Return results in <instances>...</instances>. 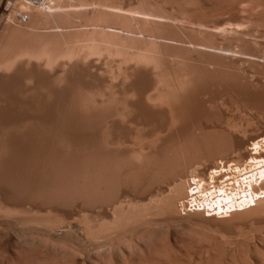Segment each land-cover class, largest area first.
<instances>
[{"label":"bare ground","instance_id":"obj_1","mask_svg":"<svg viewBox=\"0 0 264 264\" xmlns=\"http://www.w3.org/2000/svg\"><path fill=\"white\" fill-rule=\"evenodd\" d=\"M92 54L151 67L110 83ZM247 107L264 117V0H0V264H199L162 236L189 218L252 228L201 264H264Z\"/></svg>","mask_w":264,"mask_h":264},{"label":"rangeland","instance_id":"obj_2","mask_svg":"<svg viewBox=\"0 0 264 264\" xmlns=\"http://www.w3.org/2000/svg\"><path fill=\"white\" fill-rule=\"evenodd\" d=\"M167 6H170V5L168 4ZM171 7H172V5L170 6V8L169 7H167V8L169 10L173 9L174 11H176V13H178L176 7H175V9H174V6H173V8H171ZM224 13H225V11L215 12V13L212 14V19H214V20H215V18L226 19L227 18L226 17L227 14H224ZM180 18H181V16H179L178 20H181ZM232 58H234V57H232ZM101 59H103L102 56H100L98 54H92V55H89L88 57H86L85 59H82L81 61L84 62V63H86L87 61H93V63L95 65H101L102 69L100 71H98L97 74L99 75V77L107 79L110 83L119 82V81H121V82H126L127 81L121 75L120 68L129 67V66L147 67V68L151 67L150 65H148L147 63H145L143 61H137V60L130 59V58H123V57H120V56H110L109 58L106 57V59L108 61H117L116 69L118 70L119 75L113 76L109 72V65L107 63L106 64L105 63L101 64V62H100ZM239 63H240V65H239ZM239 63H237V66H236L237 69L240 70V71H243V70L247 69L248 75L246 77V80L251 81L255 77L254 71L248 69V66H247L246 63H244V62H239ZM240 66H242V67L240 68ZM45 68L47 70L51 69L50 66H46ZM93 71H95V70H93ZM107 91H109L108 88H107ZM194 96H195V98L192 101V105L193 106L197 103V101H195V99L198 98V97L201 98L205 102L207 101V96L204 95V91L203 92L198 91ZM127 99H135V96L128 95ZM221 99H222V97L219 96V98L215 101V105H217L218 108H219V105H221L220 108L222 110L227 107L228 110L230 108V110L233 111V112H229V114H233V113L237 114L238 110H235V106H227V105L222 106L224 104H222L223 100H221ZM146 101L150 105H156V104L161 103L159 100L151 99L149 97L146 98ZM219 101L220 102L222 101L221 104H220ZM218 102H219V104H218ZM207 106H209V104H207ZM227 108L224 109V110H227ZM251 109L253 111H251ZM248 112H249V114H248ZM241 114H242L241 116H243L242 117L243 120L245 119V121L248 124H250L251 122L253 123L254 121H255L254 122L255 124L253 123L254 126L252 124H250V125H252L251 130H249L250 126H249L248 129L245 130L246 127H244V126H247L248 124L245 121H243L244 123L242 122L243 123L242 128H244V130L246 132L244 130H242L245 133L236 132L237 135L239 133L240 137H244V134L246 135L247 132L257 131V130H261V129L264 130V126L260 125L262 120L264 122V117H262L261 115H258L256 113V110H254L252 107H247L246 110H245V113L243 112ZM257 115L259 116V118L257 117ZM244 116L245 117L246 116L249 117V118H247V120L249 119L248 120L249 122L246 120V118ZM115 118L123 120V118H121L120 116H115ZM261 118H262V120H261ZM245 124H247V125H245ZM232 221L228 222V223H224V224H217V223H213V222H203V221H201V220H199L197 218H191V219L189 218L187 220L186 219L185 220H181L178 223L174 222L175 224H173V222H171L170 224H167L166 225L167 227L166 226L163 227L164 230L166 228L167 229H166V231H164V230L162 231V236L165 237V235L168 234L169 237L172 238V240H174L175 242L178 243V246L181 245L180 243H182V241H183V243H182L183 245H194V246H196L197 248H195L193 251L192 250L191 251L187 250L186 258H188V260H192V262H195V263L198 262L199 264H201V261L204 262V261H206V259H208V258H210L212 256V251H220L221 248L226 246L227 243H228V240L230 241L233 237H235L237 235L244 234V233H248V232H250L252 230L251 227L246 226L247 224H245L246 222L244 220H238L237 219V220H232ZM249 236L251 237L252 235H249ZM233 240H234V238H233ZM183 248H185V247H183ZM189 252H192V254L189 253ZM189 256H190V258H189ZM191 256H192L193 259H191Z\"/></svg>","mask_w":264,"mask_h":264},{"label":"snow or ice","instance_id":"obj_3","mask_svg":"<svg viewBox=\"0 0 264 264\" xmlns=\"http://www.w3.org/2000/svg\"><path fill=\"white\" fill-rule=\"evenodd\" d=\"M262 163H264V162H262ZM261 179L264 180V172H261ZM226 203H227V201H226Z\"/></svg>","mask_w":264,"mask_h":264}]
</instances>
